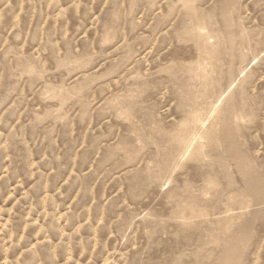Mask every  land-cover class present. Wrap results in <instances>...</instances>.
I'll list each match as a JSON object with an SVG mask.
<instances>
[{
	"label": "rangeland",
	"instance_id": "obj_1",
	"mask_svg": "<svg viewBox=\"0 0 264 264\" xmlns=\"http://www.w3.org/2000/svg\"><path fill=\"white\" fill-rule=\"evenodd\" d=\"M0 264H264V0H0Z\"/></svg>",
	"mask_w": 264,
	"mask_h": 264
},
{
	"label": "bare ground",
	"instance_id": "obj_2",
	"mask_svg": "<svg viewBox=\"0 0 264 264\" xmlns=\"http://www.w3.org/2000/svg\"><path fill=\"white\" fill-rule=\"evenodd\" d=\"M214 107V106H213ZM214 116V115H213ZM211 119V118H210ZM242 119V118H241ZM209 125V124H208ZM195 140V139H194ZM191 145V144H190Z\"/></svg>",
	"mask_w": 264,
	"mask_h": 264
}]
</instances>
